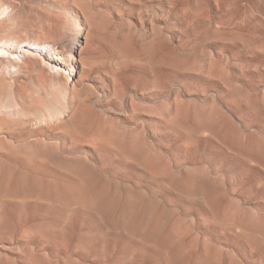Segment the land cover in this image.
<instances>
[{"label": "rangeland", "instance_id": "rangeland-1", "mask_svg": "<svg viewBox=\"0 0 264 264\" xmlns=\"http://www.w3.org/2000/svg\"><path fill=\"white\" fill-rule=\"evenodd\" d=\"M0 264H264V0H0Z\"/></svg>", "mask_w": 264, "mask_h": 264}, {"label": "bare ground", "instance_id": "bare-ground-1", "mask_svg": "<svg viewBox=\"0 0 264 264\" xmlns=\"http://www.w3.org/2000/svg\"><path fill=\"white\" fill-rule=\"evenodd\" d=\"M16 44H18L20 48L29 49V50H33V51H41V50L44 49V46L43 45H39L38 42L37 43H32V42H28L27 40H23V41L21 40L19 42L16 41ZM70 60L73 62L75 60V58L71 57ZM56 61L60 62L62 64L64 63V59L62 57H60V56L57 57ZM73 72H74V70L72 71V73ZM72 104H73V102H72ZM30 105H31V103H30Z\"/></svg>", "mask_w": 264, "mask_h": 264}]
</instances>
